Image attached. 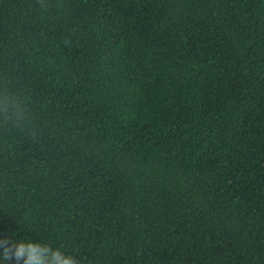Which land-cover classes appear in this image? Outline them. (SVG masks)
Here are the masks:
<instances>
[{
    "label": "trees",
    "instance_id": "16d2710c",
    "mask_svg": "<svg viewBox=\"0 0 264 264\" xmlns=\"http://www.w3.org/2000/svg\"><path fill=\"white\" fill-rule=\"evenodd\" d=\"M0 77V239L264 264V0H0Z\"/></svg>",
    "mask_w": 264,
    "mask_h": 264
},
{
    "label": "clouds",
    "instance_id": "9594fccd",
    "mask_svg": "<svg viewBox=\"0 0 264 264\" xmlns=\"http://www.w3.org/2000/svg\"><path fill=\"white\" fill-rule=\"evenodd\" d=\"M24 100L13 91L9 81L0 77V125H22L28 119ZM0 264L14 260L16 264H80L76 256L66 254L49 244L25 239H0Z\"/></svg>",
    "mask_w": 264,
    "mask_h": 264
}]
</instances>
